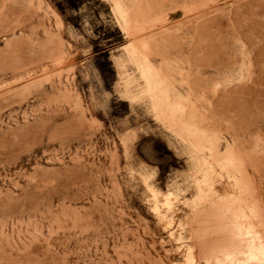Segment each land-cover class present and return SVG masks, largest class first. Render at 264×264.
I'll use <instances>...</instances> for the list:
<instances>
[{"label":"rangeland","instance_id":"obj_1","mask_svg":"<svg viewBox=\"0 0 264 264\" xmlns=\"http://www.w3.org/2000/svg\"><path fill=\"white\" fill-rule=\"evenodd\" d=\"M0 264H264V0H0Z\"/></svg>","mask_w":264,"mask_h":264},{"label":"bare ground","instance_id":"obj_2","mask_svg":"<svg viewBox=\"0 0 264 264\" xmlns=\"http://www.w3.org/2000/svg\"><path fill=\"white\" fill-rule=\"evenodd\" d=\"M119 9H120V8H119ZM121 11H122V10H121ZM118 14H119V13H118ZM121 17H122V16H121ZM122 19H123V18H122ZM139 68H140V67H139ZM143 69H144V68H143ZM143 69H142V70H143ZM145 69H146V68H145ZM136 70H138V69H136ZM140 70H141V68H140ZM142 70H141V72H142L143 74H145V73H146V72H145L146 70H144L145 73H144ZM150 71H151V70H150ZM148 72H149V71H148ZM149 73H150V72H149ZM149 73H148V74H149ZM140 74H141V73H140ZM146 74H147V73H146ZM148 74H147V77L149 76ZM150 74H151V73H150ZM143 76H144V75H143ZM141 77H142V75H141ZM151 77H152V76H151ZM151 77H150V79H152ZM142 78H145V76L142 77ZM148 78H149V77H148ZM148 78H145L146 81H145L144 79H142V80H144L145 82H148V81H149ZM147 80H148V81H147ZM147 85H148V84H147ZM148 86H150V85H148ZM150 87H151V86H150ZM155 88H156V87H154V91H155ZM151 89H152V87H151ZM151 89L148 90V93H149V91H151ZM149 94H151V93H149ZM152 94H153V93H152ZM151 96H152V95H151ZM153 97H154V95H153ZM151 100H153V99H151ZM183 243H184V242H183ZM182 247H183V246H182ZM182 247H181V248H182ZM188 248H189V247H188ZM187 251H188V250H187ZM190 251H191V248H190ZM189 253H190V252H189ZM187 255H188V252H187ZM187 255H186V256H187Z\"/></svg>","mask_w":264,"mask_h":264}]
</instances>
